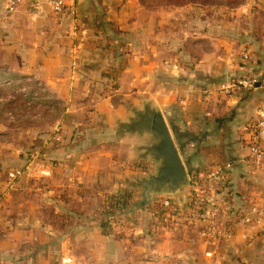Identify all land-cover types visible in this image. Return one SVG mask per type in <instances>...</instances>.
<instances>
[{
  "label": "crops",
  "instance_id": "obj_1",
  "mask_svg": "<svg viewBox=\"0 0 264 264\" xmlns=\"http://www.w3.org/2000/svg\"><path fill=\"white\" fill-rule=\"evenodd\" d=\"M46 1L23 0L8 12L0 0V89L31 92L53 115L46 128L22 132L16 147L3 149L13 166L0 164V192L10 169L25 171L0 199V264H264V214L258 224L237 221L264 198V164L251 163L245 147V126L264 101V4L167 2V44L159 41L157 53L146 45L154 43L150 0H76L73 21L56 20ZM165 48L167 58L157 61ZM251 69L256 88L214 93ZM203 91L212 92L208 102ZM145 109L163 115L188 171L179 192H167L181 211L162 223L142 205V183L160 166L148 153L157 140L131 128ZM34 152L40 156L28 165ZM216 168L229 171L233 194L208 242L201 234L210 219L184 209L196 191L192 179ZM93 186L99 197L132 196L118 217L126 226H99L98 204L84 207L77 194ZM49 203L62 227L43 218L38 206ZM71 203L79 209L70 211Z\"/></svg>",
  "mask_w": 264,
  "mask_h": 264
},
{
  "label": "built area",
  "instance_id": "obj_2",
  "mask_svg": "<svg viewBox=\"0 0 264 264\" xmlns=\"http://www.w3.org/2000/svg\"><path fill=\"white\" fill-rule=\"evenodd\" d=\"M23 0H7L6 10L8 12L15 11L18 5ZM76 0H47L45 3L50 9L53 17L56 20L69 19L71 21L76 19ZM252 6H260L264 4V0H249ZM41 1H35L32 5L33 12L38 14L41 8ZM250 57L248 53L244 52L242 54V60L245 64L250 63ZM260 81L255 73H250L247 76L240 77L238 79H232L228 82H224L218 86L214 91L215 94L220 96H231L234 92L240 89L252 90L259 86ZM203 100L208 102V96L212 95L210 91H203ZM255 119L245 126V132L247 134L246 149L248 152V160L258 166L264 164V101L256 110ZM40 156L39 152H34L29 157L28 165L37 160ZM27 165V167H28ZM24 168L11 170L7 173L4 186L5 191L0 192V199L4 194L11 191L21 179L24 174ZM224 169L216 168L213 171H209L204 175L198 176L194 180L196 185V191L194 194L189 196L188 203H191L193 211L197 215L203 214L211 221V226L209 229L202 232V236L207 238V240L213 241L216 236L215 225L213 224L214 219L217 217L219 209L223 206L220 202V196L225 191V186L222 183ZM261 204H252L243 212L238 215V222L243 225L248 224H258L261 216L264 214V198ZM173 204L170 198H165L161 200V208L167 210V208ZM197 209V210H196ZM200 210V211H199ZM170 216V215H169ZM119 218L117 216L109 219V226L112 229L113 224ZM155 219L159 221L167 220V211H161L155 214ZM120 222H127L126 219H121ZM121 228V225H120ZM226 233H229L228 231Z\"/></svg>",
  "mask_w": 264,
  "mask_h": 264
},
{
  "label": "rangeland",
  "instance_id": "obj_3",
  "mask_svg": "<svg viewBox=\"0 0 264 264\" xmlns=\"http://www.w3.org/2000/svg\"><path fill=\"white\" fill-rule=\"evenodd\" d=\"M150 1L151 2L149 3H151V6H149L148 8L150 12V16L152 18L154 17L155 18L153 21L154 23L151 25L150 28L149 27L148 28L151 33V40H153L154 43L150 42L149 44H146V45L149 46L150 49L153 48L154 50H156L157 53H160L161 47H159V41L161 40L164 41L162 46L167 44V3H165L164 0H150ZM165 49H166V52H164L165 54H162L160 59H157V61L160 62L161 60H163V56H166L167 58V48ZM163 63L167 64V59H166V62H163ZM155 79L157 81V84H160V85L162 84L161 83L162 77L160 74H158V72L155 76ZM0 99L7 100L9 101V103H11V105L6 108H2L0 106V131L5 129L7 132V133H3L0 135V156L2 157L0 160V164H2V166H5V167H12L13 166L12 159L10 158V156L5 155V153L2 154L3 149L9 144H11L12 147L14 146L16 147V145L19 144L18 143L19 140H21L22 132H28V131L36 132L37 129L46 128L48 124L49 125L51 124L50 121H51V118H53V115H52V112L49 111V108L48 110H44L45 107L41 108V106H36L37 104L35 102L36 97L33 96L31 92L20 91L19 87L17 86H14V87L9 86L7 89L0 90ZM36 114H42L41 118L44 120L42 123L35 121ZM28 160L30 159L28 158ZM11 170H15V169H10V171ZM1 173H3L2 170L0 171V174ZM4 180L5 179L3 177V182ZM152 192H153V195L151 199H149L150 201L146 204V206H148V210L151 211L153 214H157L158 212H161V209H163L160 206L161 200L168 198L167 192H170V190L167 188H162L159 191H152ZM35 196L36 195L32 193L27 197H30V199L36 205V200L39 201L40 196L38 195V198ZM38 201H37V204H38ZM171 201L173 202V204H175L174 199L173 200L171 199ZM38 207L40 209V212L43 218L45 220L51 221L52 219L51 216H53V212H54L52 205L49 203L46 205H39ZM84 207L89 208V203L88 202L85 203ZM222 209H225L224 203H223ZM184 211L189 212V213L191 211L193 212L192 214H195L192 207H189L188 210L184 209ZM116 216L119 217L120 214ZM171 217L172 216H169L167 214V220L170 219ZM53 220L54 218L52 219V221ZM118 221H120V219H118ZM157 223H162V221H159L157 219ZM170 224H171L170 222H167V227ZM113 227L116 229L117 228L121 229L119 222L116 223V221L114 222ZM210 241L211 240H208V242Z\"/></svg>",
  "mask_w": 264,
  "mask_h": 264
},
{
  "label": "water",
  "instance_id": "obj_4",
  "mask_svg": "<svg viewBox=\"0 0 264 264\" xmlns=\"http://www.w3.org/2000/svg\"><path fill=\"white\" fill-rule=\"evenodd\" d=\"M131 128L139 133L151 134L157 140L149 147L148 153L160 162V166L155 176L142 183V205L149 202V195L152 191L167 188L173 194L178 193L180 187L187 183L188 171L176 149L163 115L160 112L145 109L138 120L131 124Z\"/></svg>",
  "mask_w": 264,
  "mask_h": 264
},
{
  "label": "trees",
  "instance_id": "obj_5",
  "mask_svg": "<svg viewBox=\"0 0 264 264\" xmlns=\"http://www.w3.org/2000/svg\"><path fill=\"white\" fill-rule=\"evenodd\" d=\"M198 0H164L165 3L169 2V3H173V4H182V3H195ZM199 1H205V0H199ZM255 7V6H252ZM251 63V62H250ZM256 71L254 69H251V71H247L244 74L237 76L234 79H238L240 77L243 76H247L250 73H255ZM2 90V89H0ZM11 105V103H9V101H5V102H0V106L2 108H6L9 107ZM229 171L224 169V173H223V177H222V183L225 186V191L221 194L220 196V202L224 203L227 201H231V195L233 194V191L231 190V185H230V178H229ZM195 178L192 179V182H194ZM99 188L93 186L91 189L88 190H79L77 192V194L79 195V197L81 199L85 200V203H89V204H94L95 202L98 204V223L99 226L101 228H103L104 230H107L108 232L112 231L111 226H109V219L115 217L118 214L124 213L128 207L129 204L132 200V196L129 193L126 192H119V193H115V194H107L104 193L102 195V197H99L98 190ZM65 203H68L65 199L63 200ZM189 207L191 206V203L188 204ZM79 206L76 204H72L69 207L70 211H76L78 210ZM65 208L68 210V207L65 206ZM197 210V209H196ZM161 211H167V214L170 216H175L177 214L180 213V208L176 205V204H171L167 210L161 209ZM228 212H230L228 210ZM233 212V210H232ZM74 213V212H72ZM231 213V212H230ZM61 216L62 215H54L51 216L52 219L54 218V220L52 221H47L48 223L52 224L54 227H62L64 225V223L61 220ZM122 226H126V222H120L118 220H116V223H118Z\"/></svg>",
  "mask_w": 264,
  "mask_h": 264
}]
</instances>
